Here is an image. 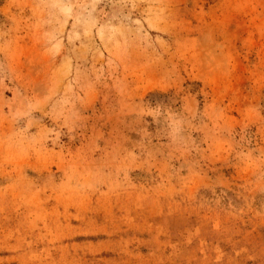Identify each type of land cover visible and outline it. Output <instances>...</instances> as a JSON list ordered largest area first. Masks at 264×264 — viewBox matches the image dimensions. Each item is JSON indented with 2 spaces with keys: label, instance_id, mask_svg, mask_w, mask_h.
Here are the masks:
<instances>
[{
  "label": "rangeland",
  "instance_id": "rangeland-1",
  "mask_svg": "<svg viewBox=\"0 0 264 264\" xmlns=\"http://www.w3.org/2000/svg\"><path fill=\"white\" fill-rule=\"evenodd\" d=\"M0 264H264V0H0Z\"/></svg>",
  "mask_w": 264,
  "mask_h": 264
}]
</instances>
